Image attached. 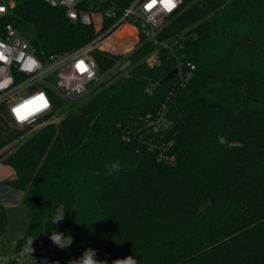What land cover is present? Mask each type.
I'll list each match as a JSON object with an SVG mask.
<instances>
[{"label":"trees","instance_id":"1","mask_svg":"<svg viewBox=\"0 0 264 264\" xmlns=\"http://www.w3.org/2000/svg\"><path fill=\"white\" fill-rule=\"evenodd\" d=\"M213 1L181 0L158 44L140 34L125 56L117 54L135 37L127 27L113 34L91 51L98 76L119 61L129 62L126 71L94 82L77 101H59L58 122L24 140L29 128L12 126L0 107V163L15 173L3 184L21 192L29 211L18 247L42 238L56 264L89 247L108 264L129 255L138 264H264V0ZM13 2L0 34L12 25L40 60L87 44L110 24L97 29L39 0ZM132 2L91 0L89 9ZM154 52L159 62L149 67L144 59ZM179 63L194 66L190 78L160 84ZM158 111L169 128L153 135L143 118ZM60 211L63 221L53 224ZM6 226L0 204L1 237ZM54 229L71 234V247L51 242Z\"/></svg>","mask_w":264,"mask_h":264},{"label":"built area","instance_id":"2","mask_svg":"<svg viewBox=\"0 0 264 264\" xmlns=\"http://www.w3.org/2000/svg\"><path fill=\"white\" fill-rule=\"evenodd\" d=\"M50 7L62 8L68 19L83 25L100 29L107 21L110 24L94 40L72 50L50 55L44 60L36 57L32 47L10 24L2 27L0 34V107L4 108L10 124L14 127L29 128L51 122L56 116L59 101L71 103L82 98L91 84L96 82L98 68L91 51L101 49L105 40L127 27L135 42L125 56L139 41L140 34L158 44L155 40L159 31L160 18L176 12L181 0H133L126 8H110L101 12L82 8L86 0H39ZM13 0H0V17L13 6ZM174 5V6H173ZM167 46V43L159 44ZM144 62L152 67L159 62L157 52L148 55ZM118 63V62H117ZM116 63V64H117ZM129 62L119 61V71L125 70ZM176 77L181 81L190 78L194 66L179 63ZM45 120V121H43ZM143 129L163 134L169 128L164 112L147 114L143 118ZM171 141L168 142L170 144ZM161 157V155L159 156ZM48 245L42 238H29L8 252L0 236V264H56L48 257Z\"/></svg>","mask_w":264,"mask_h":264},{"label":"rangeland","instance_id":"3","mask_svg":"<svg viewBox=\"0 0 264 264\" xmlns=\"http://www.w3.org/2000/svg\"><path fill=\"white\" fill-rule=\"evenodd\" d=\"M14 4V2H12ZM166 22L164 18H160V26L159 29L162 26H165ZM102 48V47H101ZM119 62L117 64H115L111 70H109L108 72H106L105 74H103L102 76H98L97 80H96V84L102 82L103 80H105L107 77H109L111 74H113L115 71H119ZM123 72L126 71L122 70ZM92 85L88 86L89 89L91 88ZM86 95V94H85ZM84 95V96H85ZM60 119L59 116V110H57L56 116L51 120L52 123H57L58 120ZM49 123L45 122L42 123L38 126H36L35 128L29 130L23 137L22 140H24L28 135L32 134L33 132H35L37 129H39L41 126H43L44 124ZM19 128V127H16ZM20 129V128H19ZM153 135L155 133H152ZM156 135V134H155ZM171 141V140H169ZM149 142V143H148ZM151 140H147V145L151 148L152 146H154V142ZM171 144V143H170ZM167 143V145H170ZM165 156H161L159 157V159H165ZM174 161L173 156L168 157L167 162L168 164H172ZM12 168L7 166V165H3L0 163V183L2 184L4 181L8 180L11 175H12ZM17 191H13V190H8V192H6L2 199L0 204H2L3 201H6V205H4V211H5V215H6V221H7V226H6V231L4 233L3 236V247L6 251L11 252L13 250V244L19 239L22 238L25 234L26 231V226H27V221L29 218V211L20 203V199L17 198ZM29 239V238H27Z\"/></svg>","mask_w":264,"mask_h":264},{"label":"clouds","instance_id":"4","mask_svg":"<svg viewBox=\"0 0 264 264\" xmlns=\"http://www.w3.org/2000/svg\"><path fill=\"white\" fill-rule=\"evenodd\" d=\"M221 144H225L226 141L223 137L220 138L219 141ZM229 147H238L241 146L239 142H232L228 144ZM65 211H60L53 216L51 222L53 224L59 225L64 219ZM51 242L57 246L61 250H65L73 244V237L71 234L65 235L62 232L56 231L55 229L52 231L50 235ZM97 250L95 248L89 247L83 251L81 256L77 259H71L68 261V264H108L107 260H98L96 258ZM112 264H138L137 259L129 255L126 258H117L112 261Z\"/></svg>","mask_w":264,"mask_h":264},{"label":"crops","instance_id":"5","mask_svg":"<svg viewBox=\"0 0 264 264\" xmlns=\"http://www.w3.org/2000/svg\"><path fill=\"white\" fill-rule=\"evenodd\" d=\"M12 171H13V169H12ZM14 178H15V173L13 171L11 177L8 180H12ZM8 190H10L9 187L5 186L3 183L2 184L0 183V202H1L3 195L6 192H8ZM21 195H22L21 192H18L16 197L21 200ZM6 204H8V203H6V201H3L1 205L4 207V205H6Z\"/></svg>","mask_w":264,"mask_h":264},{"label":"water","instance_id":"6","mask_svg":"<svg viewBox=\"0 0 264 264\" xmlns=\"http://www.w3.org/2000/svg\"><path fill=\"white\" fill-rule=\"evenodd\" d=\"M211 8H214L216 6V3L213 0H209ZM177 68H173L167 75H165L161 80H160V84L165 83L166 81L172 79L173 77H175L177 75Z\"/></svg>","mask_w":264,"mask_h":264},{"label":"snow or ice","instance_id":"7","mask_svg":"<svg viewBox=\"0 0 264 264\" xmlns=\"http://www.w3.org/2000/svg\"><path fill=\"white\" fill-rule=\"evenodd\" d=\"M174 6V5H173Z\"/></svg>","mask_w":264,"mask_h":264}]
</instances>
